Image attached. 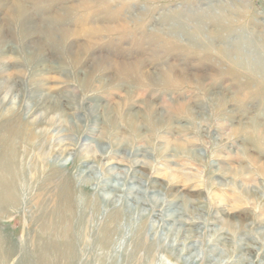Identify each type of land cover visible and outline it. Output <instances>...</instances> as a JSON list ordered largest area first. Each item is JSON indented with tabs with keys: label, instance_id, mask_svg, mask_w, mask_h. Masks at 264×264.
<instances>
[{
	"label": "rangeland",
	"instance_id": "rangeland-1",
	"mask_svg": "<svg viewBox=\"0 0 264 264\" xmlns=\"http://www.w3.org/2000/svg\"><path fill=\"white\" fill-rule=\"evenodd\" d=\"M6 1L2 115L31 106L38 118L31 140H15L20 155L0 154L11 171L0 183L26 202L0 201V264L65 263L62 220L42 232L32 203L57 149L66 165L53 176L75 181L84 218L73 264H263L264 0ZM79 165L93 170L78 176ZM105 180L118 186L111 203ZM138 238L154 246L139 261Z\"/></svg>",
	"mask_w": 264,
	"mask_h": 264
},
{
	"label": "bare ground",
	"instance_id": "bare-ground-1",
	"mask_svg": "<svg viewBox=\"0 0 264 264\" xmlns=\"http://www.w3.org/2000/svg\"><path fill=\"white\" fill-rule=\"evenodd\" d=\"M4 1L7 2L6 0H4ZM15 7L17 8V14L16 15H18V13H20L18 15L19 18L22 17L25 14V12L27 11V8L20 1L12 3L10 8H15ZM72 32L74 35H76L78 33L85 34L87 32V30L82 29L79 31L77 30V31H72ZM152 53L157 54V52H152ZM236 94H237V91H236ZM30 97H31V95H30ZM9 98H11L9 96V90L7 93H4L3 95L1 94V91H0V154L6 153L8 155H15V154H19V152L16 149V146L18 145V143H16L15 140L18 139L19 136L21 138L26 139V140H31L30 138L34 136L33 134L35 131H33L32 127L30 125L32 124V122L37 120L38 115L36 116V113H37V112H35L36 110L32 111V112H35V114L30 113L31 112V106L28 107V109L25 113L26 116L25 115L21 116L20 114H18V112H16V110H11L10 113H7V116L2 115V111L4 109H6V105L11 103V101L8 100ZM29 100H30V98H29ZM92 111H95L94 108H92ZM95 118L96 117H94V119ZM260 128H262V127H260ZM22 147L23 146H21L20 148H22ZM64 152H65V150H62V151H60L58 149L54 150L53 160H51L52 163H50V164H45L44 163L45 160H42V166H44V168L45 167L47 168L49 165V168H48L49 170H48V174L46 175V177L41 182V184L43 183V186L42 187L40 186L36 195L33 196L32 203L34 202L36 207L41 208V211H42L43 215L45 216L44 223H43L44 225L41 228L42 232H44L48 228L45 223L50 222L52 214H57L59 219L62 220V222L64 224L63 225L64 230H63L62 236L66 240V244L64 245V248L66 251L64 264H73L72 259H74L75 256H77V244L79 243V241L83 242L85 240L84 228L81 225L82 223H84V218L80 212L75 210V203L74 202H76V200L74 201V199L78 197V193H79V190L77 189V185H76V187L74 185L75 181L72 179L71 180L66 179V180H60L61 182H58L57 178H54V176H53L56 171L57 172L64 171L63 169L65 168V165H66V160L63 161L64 160V154H65ZM68 153L72 156H77V152H75L73 149H68ZM104 163H106V162H104ZM106 164L108 165L109 163H106ZM90 168H91L90 166H84V165L77 166L78 176L80 174H82L85 170L92 171L93 169L90 170ZM111 168H116V167H114V166H107L106 167L107 171L110 170ZM3 170H7L8 174L11 173L10 167H9V160H0V176L3 173ZM82 176H83V179H86V178H89L91 176V174L87 171L86 175H82ZM40 178H42V177H40ZM40 178H38V179H40ZM38 179L36 181H38ZM75 179L77 180V177ZM1 180L2 179L0 178V182H1ZM105 181L102 183V189L104 191H107V193H106L107 196L105 198H106V201L108 203H111V202H113L114 196L119 191V190H117L118 186L116 185L115 187H113L111 185L112 183L109 184L108 181H106V182ZM12 188L13 187L11 186L10 181L5 185H3V183H0V201L5 200V201L10 202L12 204L17 203L20 206H25L24 203H26V202H24L20 198L16 197V195L13 194ZM108 194H110V197H108ZM127 197H130V192L128 190L126 192V198ZM118 211L119 210H112L110 213H108L104 219L103 226H101L99 231L97 232V236H98L97 241H99V243L104 247H107L110 244V240H111L110 237L114 231L115 221L119 216ZM77 212H78V214H77ZM262 215H263V212H261V216L259 215L260 217L257 218L259 221V225H264V220L261 218ZM164 216H165V214H163V215L161 214L160 217L164 218ZM76 218L80 224L73 226L72 222ZM234 218H237V217H234ZM38 220L40 222V218H38ZM237 220L238 219H236V221ZM36 225H39V224H36ZM1 231H2V227H0V233H1ZM2 238H3V240H5L4 237H2ZM224 238H226V240H227V238H229V237L223 236L222 240H224ZM226 240H224V241H226ZM250 242H248L246 244V246H243L239 249L244 253H248L249 255L252 254L254 252V250H253V246L250 244ZM146 244H145V240L143 238L137 239L135 248L133 250L134 256L136 257L137 261H139L141 258L143 259V255H147V254L151 253L152 250H154V246L152 244H150V243L147 245ZM33 246H34V244H33ZM37 246H38V244H37ZM47 248H48L47 243H44L43 249L46 251ZM78 250H79V248H78ZM173 250H174V248H173ZM180 250H182V248H178L177 252H180ZM261 255H262V259H263L262 263L264 264V253Z\"/></svg>",
	"mask_w": 264,
	"mask_h": 264
}]
</instances>
